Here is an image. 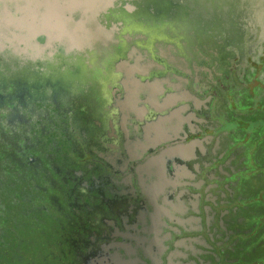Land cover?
<instances>
[{"label":"flooded vegetation","instance_id":"1","mask_svg":"<svg viewBox=\"0 0 264 264\" xmlns=\"http://www.w3.org/2000/svg\"><path fill=\"white\" fill-rule=\"evenodd\" d=\"M148 3L2 43L0 264H264V10Z\"/></svg>","mask_w":264,"mask_h":264},{"label":"water","instance_id":"2","mask_svg":"<svg viewBox=\"0 0 264 264\" xmlns=\"http://www.w3.org/2000/svg\"><path fill=\"white\" fill-rule=\"evenodd\" d=\"M43 1V0H41ZM46 1V0H45ZM56 4L59 5L61 8L60 11V17L63 19L65 24V29L62 31H59L60 33L52 32L53 29L45 28L40 31L41 33L38 34V32H35L34 36L41 35V40H43L44 35L48 36L49 34L52 36H55V40L62 41L64 43L72 44L74 47L75 45H80L78 42L76 43L73 41V36H77L80 33H91L94 36V40L83 42L84 44H87L89 47L97 45L98 41L102 39V36H109V33L111 31L107 30L109 26H111L114 30L118 29L119 27H123L125 25L124 18L128 19L127 17L130 15V13L137 12V14H141L142 16L146 13L148 2L153 0H53ZM154 1H161V0H154ZM226 0H217L218 3L222 4L225 3ZM231 1V0H228ZM235 2L236 7L234 8V13L239 15L241 12H243V8H246L249 15L251 16L252 13L258 12L259 10H264V0H232ZM21 2V1H20ZM100 3V6L94 4V7L96 8V12H93L92 9H86L82 4L83 3ZM6 3L2 2V5H5ZM22 6V2L19 4ZM245 6V7H244ZM217 10H230L227 7H220L218 5ZM6 9V5H5ZM34 13L33 17L31 18L30 15H28L27 20L29 22H32L36 24V26L39 25L40 19L43 18L45 15V8L44 6L40 5H34ZM13 14L17 18H23L24 14L21 12V9L18 8V6L13 8ZM115 15V20L110 21L108 19L109 16ZM51 18L56 17L55 15H51ZM250 18V17H249ZM251 19V18H250ZM52 27V26H51ZM111 28V29H112ZM46 29H49L46 30ZM106 37V38H107ZM50 39V38H49ZM24 41L23 39H20L19 41L15 43H11L10 41H7L6 39L3 41V43H8V49H11V44H14L16 47H18V42ZM75 42V43H74ZM3 46V47H2ZM0 49L6 48L5 45H2ZM5 46V47H4ZM13 50V49H11ZM14 51V50H13Z\"/></svg>","mask_w":264,"mask_h":264},{"label":"rangeland","instance_id":"3","mask_svg":"<svg viewBox=\"0 0 264 264\" xmlns=\"http://www.w3.org/2000/svg\"><path fill=\"white\" fill-rule=\"evenodd\" d=\"M20 1L23 4L22 6L19 5L21 3ZM2 2L6 3V9L5 5H2ZM94 4L98 7L100 6V3L96 2L83 3L82 5L86 9H92L94 10L93 12H96ZM34 5L44 6L45 8V15L42 19H40V23L38 26L27 20L28 15H30L31 18L33 17V13L35 10ZM17 6L24 14L23 18H17L12 12L13 8H16ZM60 11L61 8L53 0H0V47L2 46V43L5 39L7 41H10L11 43H15L20 39H23L27 44H29V46L34 47L33 37L35 32H38L39 34L41 33L40 31L45 28H51L53 29L52 32L59 34V31H61L60 29H62V31H64L65 29L64 21L60 17ZM51 15L56 16L54 18V21L53 18L50 17ZM62 27H64V29ZM49 29L46 30L49 31ZM55 33L54 35L56 36ZM48 36H50V34ZM95 37L96 36L91 33H80L77 36H73V41H75L76 43L78 42V44H84L83 42L86 43L88 41H92ZM11 45L13 47H16L14 44Z\"/></svg>","mask_w":264,"mask_h":264},{"label":"trees","instance_id":"4","mask_svg":"<svg viewBox=\"0 0 264 264\" xmlns=\"http://www.w3.org/2000/svg\"><path fill=\"white\" fill-rule=\"evenodd\" d=\"M11 49H13L14 51L16 50V47H13L12 45H11Z\"/></svg>","mask_w":264,"mask_h":264}]
</instances>
